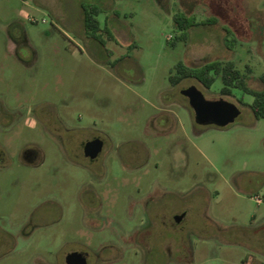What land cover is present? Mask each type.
I'll return each instance as SVG.
<instances>
[{
    "label": "rangeland",
    "instance_id": "374dc122",
    "mask_svg": "<svg viewBox=\"0 0 264 264\" xmlns=\"http://www.w3.org/2000/svg\"><path fill=\"white\" fill-rule=\"evenodd\" d=\"M82 5L97 8V30ZM182 11L217 21L182 35ZM216 57L263 86L264 0H0V264H66L72 250L89 264H264L253 94L222 93L220 76L169 80L180 59ZM191 84L236 102L235 121L198 124L181 92ZM96 135L91 161L82 147Z\"/></svg>",
    "mask_w": 264,
    "mask_h": 264
},
{
    "label": "trees",
    "instance_id": "16d2710c",
    "mask_svg": "<svg viewBox=\"0 0 264 264\" xmlns=\"http://www.w3.org/2000/svg\"><path fill=\"white\" fill-rule=\"evenodd\" d=\"M83 6L84 11V23L87 29L97 30L100 25V20L96 18L95 13L98 11L97 8ZM187 12L182 11V15L179 12L175 15V20L179 25V28L182 31V35H185L186 30L192 25L196 24H210L215 23L217 20L215 17H209L208 22L197 21L193 24L180 21L179 18H187ZM225 29V44L229 49H233L234 42L236 37H230L231 30L227 27ZM174 40L172 44H175ZM196 77L201 81L205 86L211 87L213 82L218 76L222 79L221 92L225 94H233V88L238 87L246 92L253 94L254 99L250 103L256 117L264 116V70L260 74V79L263 82L261 88H256L250 85L249 83V74L242 71L234 58H220L216 57L205 61L199 65H191L185 60L180 59L170 70L169 80L170 83L175 85L179 83L182 79L186 77ZM97 264H106L100 262Z\"/></svg>",
    "mask_w": 264,
    "mask_h": 264
},
{
    "label": "water",
    "instance_id": "95a60500",
    "mask_svg": "<svg viewBox=\"0 0 264 264\" xmlns=\"http://www.w3.org/2000/svg\"><path fill=\"white\" fill-rule=\"evenodd\" d=\"M188 98L189 104L194 111V119L201 125H217L226 127L235 121L241 112L240 106L223 96L208 97L196 84H191L181 89ZM103 146V140L96 138L88 141L85 145L86 152L95 155ZM183 214L176 216L177 220ZM66 264H88L87 253L82 250L69 251L65 256Z\"/></svg>",
    "mask_w": 264,
    "mask_h": 264
},
{
    "label": "flooded vegetation",
    "instance_id": "af4514ba",
    "mask_svg": "<svg viewBox=\"0 0 264 264\" xmlns=\"http://www.w3.org/2000/svg\"><path fill=\"white\" fill-rule=\"evenodd\" d=\"M51 114H52V113H49V116H51ZM96 138H100V137L96 135V136H94V137H92V138H89L88 140H86V141L84 142L83 147H82V151H83L84 156H85L87 159H90L91 161L94 160V159H96V158L99 156V154L101 153V151H102V149H103V146H102V148H101V149H100L95 155H92V154H89V153L86 152L87 150H86L85 145H86V143H87L88 141H90V140H92V139H96ZM41 154H42L41 151H40L37 147H26V148L23 150V152H22V156H23V158H24L28 163H33V164H35V163L38 162V159L42 157ZM0 155H1V152H0ZM80 163L83 164L82 161H80ZM93 173H94V172H93ZM179 214H183V216H182V218H181L180 220H177V219H176V216L179 215ZM187 214H188V210H183V211H181V212H176V213H174V214H173L174 224H177V222H179V221L182 222V221L184 220V218H186ZM0 242H1V237H0ZM82 251H85V252L87 253V259H88V264H89V255H90L89 252L86 251V250H82ZM100 262H102V261H97L95 264L100 263ZM104 263H105V262H104Z\"/></svg>",
    "mask_w": 264,
    "mask_h": 264
},
{
    "label": "built area",
    "instance_id": "2783aa9c",
    "mask_svg": "<svg viewBox=\"0 0 264 264\" xmlns=\"http://www.w3.org/2000/svg\"><path fill=\"white\" fill-rule=\"evenodd\" d=\"M255 198L257 202H262L264 200L263 197L260 195H257Z\"/></svg>",
    "mask_w": 264,
    "mask_h": 264
}]
</instances>
